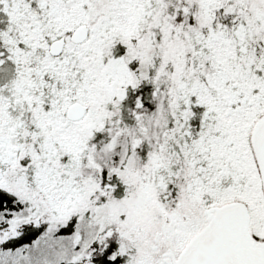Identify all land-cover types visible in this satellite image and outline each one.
I'll return each mask as SVG.
<instances>
[{
    "label": "snow or ice",
    "instance_id": "1",
    "mask_svg": "<svg viewBox=\"0 0 264 264\" xmlns=\"http://www.w3.org/2000/svg\"><path fill=\"white\" fill-rule=\"evenodd\" d=\"M0 264H264V0H0Z\"/></svg>",
    "mask_w": 264,
    "mask_h": 264
}]
</instances>
